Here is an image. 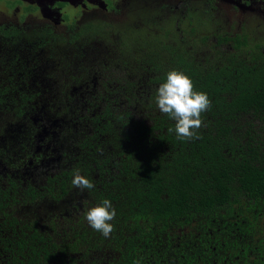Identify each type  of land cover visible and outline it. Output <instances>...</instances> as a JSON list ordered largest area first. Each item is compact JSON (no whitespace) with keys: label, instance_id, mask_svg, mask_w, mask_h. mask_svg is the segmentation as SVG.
<instances>
[{"label":"flooded vegetation","instance_id":"af4514ba","mask_svg":"<svg viewBox=\"0 0 264 264\" xmlns=\"http://www.w3.org/2000/svg\"><path fill=\"white\" fill-rule=\"evenodd\" d=\"M172 70L211 100L183 148L156 103ZM251 87L262 100L244 95ZM205 134L215 146L223 135L242 167L264 153V0H0V264H124L130 173L184 159ZM140 141L152 161L139 160ZM77 170L93 189L72 185ZM104 199L119 242L86 220Z\"/></svg>","mask_w":264,"mask_h":264},{"label":"trees","instance_id":"16d2710c","mask_svg":"<svg viewBox=\"0 0 264 264\" xmlns=\"http://www.w3.org/2000/svg\"><path fill=\"white\" fill-rule=\"evenodd\" d=\"M244 95L260 101L263 94L251 87ZM175 136L168 135L170 146L183 148V139L175 143ZM220 136L216 146L210 134L201 142L194 139L187 145L186 157L180 160L178 150L170 166L148 162L139 166L138 175L130 173L131 185L123 200L125 204L134 199L137 180L138 209L129 216L123 213L124 264H264V220L255 215L264 205L263 150L253 148L251 162L242 167L231 160L234 151L224 149ZM133 146L134 142L130 149ZM139 146V160L152 161V146L147 141ZM238 181L244 198L232 200V185ZM235 220L243 225L235 226ZM112 234L110 239L119 242L116 228Z\"/></svg>","mask_w":264,"mask_h":264},{"label":"clouds","instance_id":"9594fccd","mask_svg":"<svg viewBox=\"0 0 264 264\" xmlns=\"http://www.w3.org/2000/svg\"><path fill=\"white\" fill-rule=\"evenodd\" d=\"M156 103L162 114L176 121L175 132L179 139L198 138L196 131L203 126L202 113L211 107L207 93L195 91L192 79L182 71L172 70L167 73L166 82L156 92ZM171 131V129H170ZM72 185L81 190L94 188V184L79 170L74 174ZM117 215L116 208L109 199L86 212V220L90 227L109 237L114 231L111 223Z\"/></svg>","mask_w":264,"mask_h":264}]
</instances>
